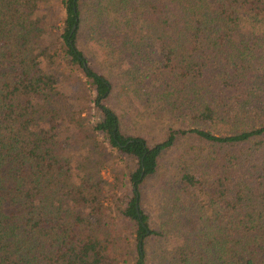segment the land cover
Instances as JSON below:
<instances>
[{"label":"trees","instance_id":"16d2710c","mask_svg":"<svg viewBox=\"0 0 264 264\" xmlns=\"http://www.w3.org/2000/svg\"><path fill=\"white\" fill-rule=\"evenodd\" d=\"M62 2L56 37L49 0H0V264H126L129 235L135 264L167 235L176 264H264V0H94L88 39L138 98L191 124L154 144L123 131L114 84L80 47L87 3ZM75 133L134 158L129 178L73 160ZM156 178L169 229L144 204Z\"/></svg>","mask_w":264,"mask_h":264},{"label":"rangeland","instance_id":"374dc122","mask_svg":"<svg viewBox=\"0 0 264 264\" xmlns=\"http://www.w3.org/2000/svg\"><path fill=\"white\" fill-rule=\"evenodd\" d=\"M63 0H49V13L47 19L55 24L52 28L57 37L63 27L62 20L65 19L66 13L64 9ZM101 1V0H100ZM107 0H102L104 4ZM85 10L87 12V24H84L80 33V47L84 50L90 60V64L99 73L104 74L114 84L113 94L109 99V104L120 116L122 122V129L125 133L130 135H141L148 139L150 144H154L168 136L170 127H190L191 124L187 122L185 125L182 119L173 113H167L162 110L160 103L146 102L138 98L127 85V66L121 63L111 61L100 47L94 41L88 39L90 26L96 21L98 17H93L95 14L94 0H85ZM108 7H111L108 5ZM84 10V13H85ZM112 9L108 10V15L114 17L116 13L110 15ZM85 21V20H84ZM102 23V21H101ZM48 34L50 31L48 29ZM55 37L50 38L54 40ZM100 48V49H99ZM80 75L82 76L81 72ZM85 79L83 78V83ZM82 82V81H81ZM157 104V105H156ZM92 117L96 118L97 112H92ZM227 127H220L217 132H225ZM91 143L89 145H82L79 140L78 133L73 134L69 145V153L73 155V160L76 162H90V165H95L96 169L100 168V174L104 179L110 181L112 185L117 184L118 177L129 178V174L136 167V160L127 155L119 154L116 150L111 148L110 143H105L104 148L95 147ZM187 144H180L171 149L163 158L165 167L162 171H168L171 164H176L180 160V155L184 153V148ZM105 149V150H104ZM108 153H111V155ZM164 172V173H163ZM126 177V178H125ZM128 180V179H127ZM116 192H120L118 187L113 188ZM146 196L144 197V204L152 217V225L159 229H169V224L166 222L168 217L166 215L165 207L168 204V193L166 189L159 183L158 178L149 182L146 186ZM123 227L124 225L121 224ZM165 231V230H164ZM167 233V230H166ZM126 235H123V238ZM173 239L170 240L168 235L164 238L151 237L148 238L146 244L147 250V264H176L172 262L169 249ZM136 237L129 235V239L119 248H117L118 256H121V261H126V264H135L137 258L136 252ZM164 255V256H163Z\"/></svg>","mask_w":264,"mask_h":264},{"label":"water","instance_id":"95a60500","mask_svg":"<svg viewBox=\"0 0 264 264\" xmlns=\"http://www.w3.org/2000/svg\"><path fill=\"white\" fill-rule=\"evenodd\" d=\"M76 27V26H75ZM75 27H74V29H75Z\"/></svg>","mask_w":264,"mask_h":264}]
</instances>
